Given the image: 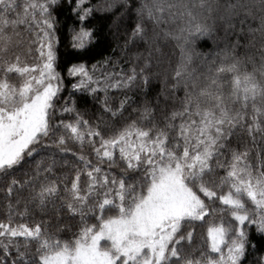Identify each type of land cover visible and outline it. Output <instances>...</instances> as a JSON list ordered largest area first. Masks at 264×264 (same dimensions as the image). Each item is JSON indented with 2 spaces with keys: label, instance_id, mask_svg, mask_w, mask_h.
Instances as JSON below:
<instances>
[{
  "label": "snow or ice",
  "instance_id": "snow-or-ice-1",
  "mask_svg": "<svg viewBox=\"0 0 264 264\" xmlns=\"http://www.w3.org/2000/svg\"><path fill=\"white\" fill-rule=\"evenodd\" d=\"M84 2L75 0L76 6L72 9L74 13L79 11L82 25L92 12L91 8L82 7ZM56 4L57 0H24L20 5L16 0H0V178L15 172L26 158L38 155L42 141L61 127L82 148L87 141L99 163L92 165L84 155L79 156L87 169V187L81 190V172L77 171L70 189L65 188L68 198H62L59 206L55 204L58 195L55 182L40 183L37 190L35 181L40 175L39 164L36 177L23 181L12 178L6 192L9 196L14 191L17 193V204L24 199L25 212H20V216L23 217L27 205L33 203L41 210L51 205L57 213L66 207L72 216L79 215L81 227L72 238L61 239L39 223L35 226L26 223L14 225L10 214L9 222H0V238L7 239L5 254L9 245H13L14 238H23V244H14L17 256L13 264H243L249 238L242 225H255L257 233L264 234V159H260L258 154L259 163L254 166L249 161L247 149L232 150L227 163L219 157L224 154L223 150L236 128L246 126L253 140L257 134L264 136V45L259 65L252 56L245 59L225 53L219 64L212 62L202 81L187 73L191 55L186 50L195 37H204L212 31L211 26L202 22L205 11L209 16L203 19L216 12L233 28L235 25L229 22L243 12L245 19L240 20L241 25L248 17L258 19V26L249 27L248 32L259 33L264 38V0H255L253 4L237 0L215 8L209 0H199L198 4L192 5L166 3L165 0L142 2L137 9L140 20L132 29L127 43L143 40L151 45L154 37L148 36V28L143 21L159 25L166 11L173 18L179 15L185 21V27L179 34L165 32V36L178 41L181 51V62L173 79L177 84L184 81L182 107L171 112L165 125L159 127L152 119V110L145 106L139 121L131 120L107 137L98 127L83 119L74 106L61 109V112H76L74 122L59 121L55 126L51 123L55 98L63 87L62 73L58 71L62 58L53 16ZM18 7L22 12L17 11ZM112 7L114 3H109L108 9ZM9 13H14L15 18L10 19ZM17 25H26L32 31L34 39L29 44L35 45L36 63L22 64L18 54L13 58L10 49L12 35H19L15 32ZM94 43H99L94 28L81 26L79 30H72V51L65 53L64 59L79 61L66 66L69 77H78L77 82L71 85L74 91L85 90L92 95L98 90L106 92L108 87H128L138 78L145 87L148 86L149 76L145 74V68L149 64L151 50L149 56L143 58L145 67L140 69L139 76L132 69L126 78L109 84L107 77L111 73H106L101 89L94 78L100 62L92 65V71L83 62L92 54ZM28 51L32 53V47ZM103 63L106 64L107 60ZM249 63L251 70L247 66ZM103 103L104 111L116 117L122 115L126 100L115 110L106 99ZM177 119L178 124L175 123ZM145 122L151 123V127H145ZM65 141L64 135L54 141L61 152L67 151L63 147ZM214 158L215 167L212 163ZM105 162L109 168L124 166L119 180L115 176L109 179L110 174L100 167ZM51 168L49 165L44 171L50 172ZM215 168L224 170L218 182ZM225 187L227 192L218 195V190ZM26 188L28 195L23 197L20 194ZM201 193L208 203L218 198L221 205L227 206L236 227L233 234V229L223 222L210 224L207 228L208 250L201 251L199 258H193L192 253L186 251L184 241L191 243L194 228L182 234L185 225L201 221L216 211L209 208ZM247 202L253 206L254 215L249 214ZM224 210L221 208L222 212ZM89 214L97 223L87 222ZM32 243H35L34 252ZM252 246L255 247L254 244ZM257 264H264V256Z\"/></svg>",
  "mask_w": 264,
  "mask_h": 264
},
{
  "label": "trees",
  "instance_id": "trees-1",
  "mask_svg": "<svg viewBox=\"0 0 264 264\" xmlns=\"http://www.w3.org/2000/svg\"><path fill=\"white\" fill-rule=\"evenodd\" d=\"M16 2L20 5L24 0H16ZM142 2H145V0H127V3L124 0H85L82 7L91 8L92 12L82 25L79 20V11L76 13L72 11L76 6L75 0H57L53 16L55 17L58 48L62 58L58 71L62 73L63 87L58 97L55 98L54 109L52 110L51 123L54 126L59 121L66 123L75 121L76 112H61L62 108L68 106H74L82 118L88 120L93 127H98L105 137L124 127L131 120L139 121L141 110L145 106L152 110V119L159 127L165 125L166 118L171 112L181 109L185 95L184 81L182 80L177 84L176 80L173 79L177 65L181 62V51L178 41L165 36V32L179 34L180 29L185 27V21L179 15L173 18L166 11L159 25H154L147 20L143 21L148 28V36L154 37V42L151 45L145 44L143 40L127 43L132 29L136 22L140 20L137 15V9ZM146 2L151 3V0H146ZM165 2L192 5L193 3L198 4L199 0H165ZM209 2L215 8L216 6L226 5L229 2L236 3L237 0H209ZM241 2L253 4L255 0H241ZM109 3H114V7L110 10L108 9ZM17 11L22 12V8L18 7ZM173 11L177 10L174 9ZM207 16L209 14L205 11L203 17ZM203 17L202 22L211 26L212 31L204 37H195L188 44L186 51L191 55V61L187 65V73H190L192 78L199 77L202 81L203 77L208 73L212 62L215 61L219 64L221 57L225 53L245 59L248 56H252L257 65H259L264 38L259 33L249 34L248 32L249 27L255 28L258 26V19L248 17L245 24L241 25L240 20L245 19L244 13L241 12L238 18L229 22L235 25L233 28L222 21L216 12L206 20ZM9 18H15V14L9 13ZM81 26L94 28L96 38L99 41V43H94L91 46L92 54L83 62L87 64L89 71H92L93 64L100 62L94 78L97 79L101 89L104 86L106 73H111V76L107 77L109 84L121 78H126L131 74L132 69H135L139 76L140 69L145 67L143 58L148 57L149 50H151L149 64L145 68V74L149 76L148 86L145 87L143 81L138 78L128 87H108L106 92L98 90L92 95H89L85 90L74 91L71 85L77 82L78 77H69L66 72V66L68 63L79 61L66 60L64 56L65 53H71L72 51L70 46L72 30H79ZM241 28H243V32H241ZM9 31L12 32L13 30L10 28ZM15 32H18L19 35H12L13 44L10 51L13 58L18 54L22 64L36 63L35 45L29 44V41L34 39L32 31L28 30L26 25H17ZM253 35H255L254 40ZM16 41H19V44ZM29 47H32V53H29ZM105 60H107L106 64L103 63ZM247 66L251 70L252 65L249 63ZM15 82L18 84L19 80H15ZM173 85L176 86L172 87ZM93 86L95 87V85ZM105 99L113 110L120 108L121 102L126 100L124 108L121 109L122 115L113 117L110 112H105L103 103ZM175 123L178 124L179 119ZM144 126L151 127V123L145 122ZM60 135L66 137L63 145L67 149L65 152H61L54 143ZM70 136L71 134L62 127L56 129L54 135L42 141V150L38 155L34 154L32 158H26V161L15 172L7 177L0 178V222H9L11 214L12 224L26 223L29 226H35V224L39 223L42 228L46 227L49 233H57L61 239H70L73 233L79 231L81 227L79 215L72 216V214L68 213L66 207L57 213L52 209L51 205L48 209L41 210L34 203L28 204L26 214L22 217L19 213L25 212L24 199H21L20 203L17 204V193L14 191L9 196L6 192L7 184L12 178L23 181L28 177H36L38 164L40 165V175L36 177L35 181L37 190L40 183L55 182L58 186V195L55 198L57 206L62 203V198L64 200L68 198L69 194L65 191V188L70 189L71 182L76 177L77 171L81 172L79 185L81 190L84 191L88 183L87 169L84 167V162L79 159V156L84 155L91 161L92 165L98 164L99 161L87 141H85L82 148ZM95 139L98 145L100 142L99 138ZM245 149L249 152V161L254 166L257 165L259 163L258 154L260 159H264V136L257 134L256 139L253 140L248 135L246 126L244 128H236L227 148L223 150L224 154L219 159L227 163L231 158L232 150L244 151ZM212 163L215 167L216 158L213 159ZM49 165H52L51 171L45 172L44 169L48 168ZM100 167L104 172L110 174L109 179L115 176L119 180L122 175L121 169L124 166L121 164L120 166L109 168L108 163L105 162L100 164ZM25 173H27V176ZM223 175V169L215 168L217 182L218 178ZM227 190V187L218 190V195L224 194ZM20 195L27 197L28 189L26 188ZM200 195L208 203L207 198H204L202 193ZM9 204L12 205L11 209H9ZM208 206L210 209H216V211L206 215L201 221L185 225L184 233H182L186 234L190 228H194V236L191 243L189 244L187 240L184 241L186 251L191 252L193 258H199L201 251L208 250L207 228L210 224L223 222L225 226L233 229L234 234L236 221L226 210L227 206L221 205L218 198L214 202L208 203ZM247 207L249 214L254 215L252 212L253 206L250 202H247ZM221 208L225 210L222 212ZM87 222L89 224L97 223L95 217L91 214H89ZM242 227L249 238L243 264H257L259 258L264 256V234H258L255 225L245 223ZM16 242L23 244V238H14L13 245H9V251L5 254L4 244L7 243V239L0 238V264H13V260L17 256L14 247ZM253 244L255 247L252 246ZM31 249L34 252L35 243H32Z\"/></svg>",
  "mask_w": 264,
  "mask_h": 264
},
{
  "label": "rangeland",
  "instance_id": "rangeland-1",
  "mask_svg": "<svg viewBox=\"0 0 264 264\" xmlns=\"http://www.w3.org/2000/svg\"><path fill=\"white\" fill-rule=\"evenodd\" d=\"M104 242H102V244H103Z\"/></svg>",
  "mask_w": 264,
  "mask_h": 264
}]
</instances>
